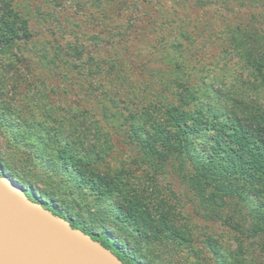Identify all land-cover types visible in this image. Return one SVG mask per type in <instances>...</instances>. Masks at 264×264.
I'll return each instance as SVG.
<instances>
[{"label":"trees","instance_id":"1","mask_svg":"<svg viewBox=\"0 0 264 264\" xmlns=\"http://www.w3.org/2000/svg\"><path fill=\"white\" fill-rule=\"evenodd\" d=\"M137 1L139 0L76 2V7L89 10L91 14L79 15V22L75 23V36L96 39L94 46L89 51H84L79 43L65 46L66 48L55 47V29L52 24H56V21L42 25L40 31L32 32L29 21L32 16L36 21L37 18L27 9L28 6L24 9L22 5L26 2L0 0V49L32 43L35 41L32 37L39 34L52 37L50 46L53 51L47 62L52 77H79L81 97L86 107H97L106 113L116 108L122 100L125 106L135 105L130 117L131 123L140 122L144 131L133 128V125L131 132L147 148L145 151L153 157L157 155L158 159H165L169 155L179 156L178 170L192 172L190 178L196 192L212 189L222 195V200L223 197L231 198L230 203L233 205L241 200L247 211L243 206L240 210L242 215H239L243 222L236 224L245 225L246 235L264 236V99L263 103L251 101L247 104L220 90H201L203 82L197 76L203 68L196 69V73L188 77L192 74L190 72H194L196 65L184 62L179 56L187 45L185 43L184 46L183 42L193 38V31L199 21L197 12L213 10L214 14L217 13L216 17L213 16L217 22L225 17V13L235 16L240 14V18H244L240 19L242 21L238 20L232 25L226 23L224 28L215 32L217 40L229 41L221 54L216 56V62L225 65L229 57H234L241 68L248 71L247 77H254L259 81L256 85L264 87V0H141L146 1L145 7L157 13L154 14L147 8L142 12L138 11L136 15ZM45 2L52 3V12H48L54 13V6L63 0ZM45 17L49 19L50 16ZM210 18L201 23L203 25L197 31L199 34H203L205 26H216L214 19ZM148 24L156 25V28H146ZM169 35L171 41L166 45ZM137 44L140 50L134 51L132 48L137 47ZM148 45L154 49L162 47L164 56H170L167 61V66L170 67L168 76L164 82L159 81V85L164 87V92L171 90L172 99L177 96L174 101H165L163 97L155 95L151 99L146 95L148 85L141 83L143 81L133 63L141 50H148ZM61 48H65V53ZM120 58L121 63L115 64ZM99 59H104V62L106 60L107 68L96 69ZM207 63L209 68L220 70L217 64H204ZM119 64H123V67H117ZM154 85L152 83L153 87ZM195 86H199L200 90ZM208 92H213L212 97L206 95ZM202 96H205L203 100ZM109 112L106 113L107 118L115 119L117 113L110 115ZM141 114L145 117L138 120L137 117ZM70 144L72 145L71 141L65 138L58 154V159L64 160L66 164L74 160L72 153L70 157L66 154L68 149L71 150L68 148ZM155 145H160L161 149H156ZM92 147H88L89 153L93 152ZM66 164L56 172L66 178L65 182L71 181L76 192L87 190L97 193L98 201L116 198L117 223L131 224L135 230L143 228L139 235L130 233L129 239L137 237V245L141 239L147 240V244L158 240L157 245H153V252L158 255L161 254L158 245L162 242L163 248H166V241L174 246L184 243L185 247L178 250V261L181 259L184 264H203L199 259V251L193 244L190 245V234L185 230L186 226L183 225V229H170L164 204L159 202L151 207L154 215L148 210V201L140 199L120 174L102 176L83 167L77 160L73 162L74 168L66 169ZM251 189L254 194L249 193ZM60 190L49 189L47 196L64 204L63 196L59 195ZM215 198L212 204L216 207L219 205ZM232 213L222 215L214 211L208 218L219 219L233 226L235 223L232 222ZM114 228L117 231L121 229L118 226ZM103 233L108 238L104 245L111 248L124 263L138 264L139 258H145L148 262L155 260L147 252L141 254L136 245L132 248L125 247L123 243L120 244V238L115 240L107 232Z\"/></svg>","mask_w":264,"mask_h":264},{"label":"rangeland","instance_id":"2","mask_svg":"<svg viewBox=\"0 0 264 264\" xmlns=\"http://www.w3.org/2000/svg\"><path fill=\"white\" fill-rule=\"evenodd\" d=\"M19 1L26 2L22 5L24 9L28 6L27 9H30L37 18L36 21L32 16L29 21L32 32L40 31L42 25H49L51 21L57 22L52 24L55 29V47L79 43L84 51H89L94 46L96 39L93 37L75 36L77 31L75 23L79 22V15L91 14L89 10H81L75 6V3L81 0L58 2L59 4L54 6L56 8L54 13H50L52 3L49 4L45 2L46 0ZM145 2L141 0L136 2V15L138 11L142 12L148 8L145 7ZM150 11L157 13L153 9ZM196 15L199 21L193 31V38L183 42L184 46L185 43L187 45L179 54L184 62L196 65L194 72H190L192 74L188 77H192L196 69L202 67L203 71L197 76L199 81L203 82L201 90L204 88L210 91L220 90L247 104L251 101L262 102L264 87L257 86L259 81L254 77H247L248 71L241 68L234 57H229L225 65L216 62V56L221 54L226 48V42L229 41L217 40L214 37L215 32L224 28L226 23L232 25L244 18H240V14L235 16L232 13H225V17L217 22L213 18L217 13L214 14L213 10L197 12ZM45 16L50 17L46 19ZM210 17L214 19L216 26H205L203 34H199L197 31L203 25L201 23L207 18L210 20ZM145 27L152 30L156 25L148 24V27ZM169 36L166 45L171 41V35ZM32 38L35 39L32 43L0 49L1 168L22 184L28 193L29 190H33L49 198L47 196L49 189L60 188L59 195L63 196L65 201L63 205L68 206L70 212L77 213L94 229L107 232L111 238L115 240L120 238L122 241L120 244L123 243V246L132 248L136 245L137 249L140 248L141 254L147 252L155 259L148 262L145 258H139L138 264H184L181 259L178 261L177 256L179 248L185 247L184 243L174 246L166 241V248H163L162 242L158 245L161 251L158 255L157 252H153V245H157L158 240L147 244V240L141 239L137 245L135 240L137 237L129 239L130 233L139 235L143 228L135 230L131 224L117 223L116 198L98 201L97 193L87 190L76 192L71 181H64L66 178L56 170L64 168L66 164L64 160L58 159V154L65 138H68L72 145L68 146L71 150L68 149L66 154L70 157L72 153V159L82 163L83 167L102 176L120 174L133 187L140 199L148 201V210L152 214H154L152 206L159 202L164 204L170 229H183L181 227L186 226L185 230L188 231V235L190 234V245L193 244L199 251V259L203 264H264V236L246 235L245 225L236 224L243 222L239 217L242 215L240 210L243 206L247 211L241 200H237L233 205L230 203L231 198L223 197L222 200L220 199L222 195H218V192L212 189L198 193L190 178L192 172L178 170L179 156L169 155L165 159H158L157 155L155 157L149 155L145 151L147 148L131 132L133 125V128L144 131L140 122L131 123L130 117L134 113L132 109L135 105L125 106L122 100L111 112L106 111L110 115L116 112L115 119H108L107 114L97 107L84 106L79 77H52L49 73L47 62L53 51L50 46L52 37L39 34ZM65 48H61L63 53ZM132 49L140 50L138 44ZM141 51L133 64L137 66L135 69L143 81L141 83L148 85L146 95L148 94L151 99L154 95L160 96L165 101L177 99V96L172 99L170 89L164 92V87L159 85V81L164 82L168 76L170 67L167 66V61L170 56H164L162 47L154 49L148 45L147 51ZM120 61L121 58L115 64ZM210 61L217 64L220 70L209 68L208 63L204 64L211 63ZM106 63V60L104 62V59H99L96 69L107 68ZM94 65L93 63L92 66ZM117 67L122 68L123 64ZM213 73H218L219 76H214ZM152 83L155 84L154 87ZM195 87L200 90L199 86ZM212 93L208 92L206 95L212 97ZM204 97L202 96V100ZM121 112L123 114H118ZM144 117L141 114L137 119ZM159 146L155 145V148L160 150ZM88 147H92L93 152L89 153ZM74 160L66 164V169L74 168L72 166ZM249 193L254 194V191L251 189ZM214 198L219 206L215 207L212 204ZM214 211L222 215L233 212L232 222L235 224L229 226L227 222L208 218ZM114 226L121 229L117 231Z\"/></svg>","mask_w":264,"mask_h":264},{"label":"water","instance_id":"3","mask_svg":"<svg viewBox=\"0 0 264 264\" xmlns=\"http://www.w3.org/2000/svg\"><path fill=\"white\" fill-rule=\"evenodd\" d=\"M0 167V264H126Z\"/></svg>","mask_w":264,"mask_h":264},{"label":"flooded vegetation","instance_id":"4","mask_svg":"<svg viewBox=\"0 0 264 264\" xmlns=\"http://www.w3.org/2000/svg\"><path fill=\"white\" fill-rule=\"evenodd\" d=\"M35 197L42 201L43 205L52 210L53 213L67 220L71 226L82 230L86 234L105 244L106 239H108L106 235L101 230L99 231L94 229L90 223H87L77 213L70 212V208L68 206L63 205L59 200L53 201L41 194L35 193Z\"/></svg>","mask_w":264,"mask_h":264}]
</instances>
